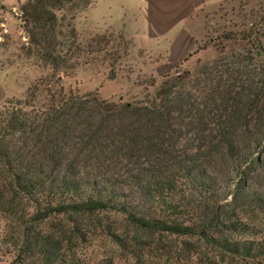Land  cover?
I'll return each mask as SVG.
<instances>
[{
    "label": "trees",
    "instance_id": "1",
    "mask_svg": "<svg viewBox=\"0 0 264 264\" xmlns=\"http://www.w3.org/2000/svg\"><path fill=\"white\" fill-rule=\"evenodd\" d=\"M94 2L20 6L28 52L53 74L84 53L75 14L65 12ZM250 25L221 36L239 50L221 46L195 75L165 74L145 101L48 87L37 105L35 86L3 103L0 244L9 264H264V42ZM94 238L100 254L80 257Z\"/></svg>",
    "mask_w": 264,
    "mask_h": 264
},
{
    "label": "rangeland",
    "instance_id": "2",
    "mask_svg": "<svg viewBox=\"0 0 264 264\" xmlns=\"http://www.w3.org/2000/svg\"><path fill=\"white\" fill-rule=\"evenodd\" d=\"M26 1L0 0V106L9 100L27 98L29 89L35 86L38 87L34 100L37 105L45 101L48 87L54 92L62 89L65 94L94 93L101 99L119 103L145 101L154 95L165 74L189 71L195 75L198 67L210 65L220 57L221 46L225 47L224 55L239 50L234 43L221 40L226 32L247 31L251 23L263 32L264 42V0L221 1L215 9L205 13L207 32L194 56L175 65L159 61L142 48L132 46L131 41L123 39L118 32L100 33L90 29L81 19L83 12H65L66 16L75 14L72 25L77 34L76 42L84 53L74 59L71 69L53 74L34 49L28 52V38L19 19L20 6ZM91 48L98 52L92 53ZM102 246L103 243L94 238L91 245L85 243L79 247L78 255L95 258ZM0 248V264H9L11 257L3 256V245L0 244ZM245 263L263 264L262 259L242 262ZM114 264L133 263L115 258Z\"/></svg>",
    "mask_w": 264,
    "mask_h": 264
},
{
    "label": "crops",
    "instance_id": "3",
    "mask_svg": "<svg viewBox=\"0 0 264 264\" xmlns=\"http://www.w3.org/2000/svg\"><path fill=\"white\" fill-rule=\"evenodd\" d=\"M223 0H95L82 21L100 33L118 32L169 65L194 56L206 35L205 13Z\"/></svg>",
    "mask_w": 264,
    "mask_h": 264
}]
</instances>
